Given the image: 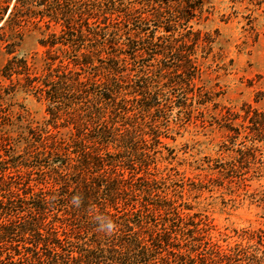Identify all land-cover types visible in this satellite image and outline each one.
Masks as SVG:
<instances>
[{
  "label": "trees",
  "instance_id": "16d2710c",
  "mask_svg": "<svg viewBox=\"0 0 264 264\" xmlns=\"http://www.w3.org/2000/svg\"><path fill=\"white\" fill-rule=\"evenodd\" d=\"M209 14L205 0H0V264H264V225L218 230L167 142L212 103L197 86ZM19 91L39 123L1 112ZM240 109L221 149L235 154L209 167L227 181L264 140V111Z\"/></svg>",
  "mask_w": 264,
  "mask_h": 264
},
{
  "label": "rangeland",
  "instance_id": "374dc122",
  "mask_svg": "<svg viewBox=\"0 0 264 264\" xmlns=\"http://www.w3.org/2000/svg\"><path fill=\"white\" fill-rule=\"evenodd\" d=\"M205 6L210 16L198 27L211 34L215 44L200 60L197 86L204 88L213 104L201 115L192 116L186 129L167 142L177 155L172 163L185 169L189 185L203 180L200 185L205 190L197 208L206 210L218 230L232 235L233 229L264 225V140L255 143L259 149L256 160L242 164L240 176L233 180L211 173L209 167L235 154L225 151L234 139H230L225 123L233 128L247 125L241 118L244 104L264 111V0H205ZM34 36L39 35L26 31L22 51L28 58L34 56L32 61L40 67L43 48ZM4 59L0 54V64ZM9 101L11 107L1 112L18 108L29 124L39 123L45 115L43 104L24 92L15 93Z\"/></svg>",
  "mask_w": 264,
  "mask_h": 264
}]
</instances>
